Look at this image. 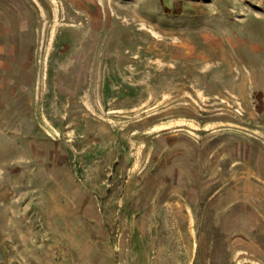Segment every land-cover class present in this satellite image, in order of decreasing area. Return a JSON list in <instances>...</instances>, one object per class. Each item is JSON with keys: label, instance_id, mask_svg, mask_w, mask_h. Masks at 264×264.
<instances>
[{"label": "rangeland", "instance_id": "obj_1", "mask_svg": "<svg viewBox=\"0 0 264 264\" xmlns=\"http://www.w3.org/2000/svg\"><path fill=\"white\" fill-rule=\"evenodd\" d=\"M0 264H264V0H0Z\"/></svg>", "mask_w": 264, "mask_h": 264}]
</instances>
